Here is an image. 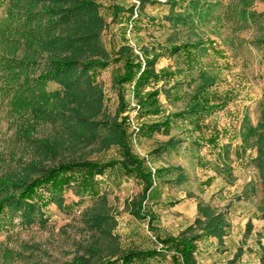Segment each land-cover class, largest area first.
Returning <instances> with one entry per match:
<instances>
[{"label":"rangeland","instance_id":"374dc122","mask_svg":"<svg viewBox=\"0 0 264 264\" xmlns=\"http://www.w3.org/2000/svg\"><path fill=\"white\" fill-rule=\"evenodd\" d=\"M95 1L106 22L102 44L110 54L108 66L97 69L95 82L104 90V111L108 114H116L121 99L116 79L124 71L125 61L117 54L122 45L131 44L143 59L144 48L160 50L172 44L210 39L218 53L210 51L190 69L183 52L165 51L156 69L177 72L175 79L152 81L144 87L148 91L165 84L164 88L170 91L169 96L167 93L159 96L158 114L149 111L138 114V92L133 85H123L128 105L125 114L131 116L133 124L130 129L133 148L148 160L154 172L162 169L144 202V211L155 216L152 224L149 217L141 219L132 211L134 201L143 194V183L124 172L105 174L97 177V189L100 196L107 197L110 212L116 218L113 229L116 239L85 226L84 211L102 202L91 193L78 192L73 184L65 193L64 206L51 203L44 209L43 220L38 217L36 222L22 225L17 218L0 231V264H66L81 255L96 264L117 246L123 251L161 250L159 238L179 235L194 223L200 201L225 211L230 226L222 241L214 237L200 241L199 264H264V172L255 138L243 144L241 135L247 126H257L261 120L264 47L258 41L264 38V24L257 22L247 29L239 28L241 9L247 7L264 13V0H200L198 9L190 5L191 0H175L176 5L168 0H143V11L138 8L141 0ZM115 5L126 11L114 17ZM133 5L134 16L128 11ZM6 6L7 3L0 4V20L5 16ZM200 9L201 17L195 13ZM179 13L187 16L186 22L171 20V15ZM200 69H207L219 78L213 90L221 96L232 94L227 105L200 119L178 120L168 135H144L134 128L163 120L186 108L200 83ZM48 88L57 90L60 85L50 82ZM27 118L19 116L11 100L0 95V176L21 173L32 162L48 168L73 158L108 160L120 156L118 147L101 150L97 144L67 145L55 152L46 151L40 140L57 142L63 137L62 130L51 123H34L33 139H26L22 129L28 125ZM197 121L203 131L196 125ZM214 126L223 136L216 147L202 140ZM171 136L184 141L176 150L154 153ZM228 144L230 158L226 163L223 145ZM178 166L186 176L181 183L176 181ZM91 249L98 253L93 256ZM143 264L181 263L173 259L172 253L162 250Z\"/></svg>","mask_w":264,"mask_h":264},{"label":"trees","instance_id":"16d2710c","mask_svg":"<svg viewBox=\"0 0 264 264\" xmlns=\"http://www.w3.org/2000/svg\"><path fill=\"white\" fill-rule=\"evenodd\" d=\"M191 1L190 5L198 9L200 0ZM168 2L177 3L175 0ZM5 3V16L0 20V95L11 100L12 108L19 116L28 117V125L22 129L25 138L33 139L34 123H51L62 130L63 140H40L46 151L55 152L58 147L67 145L97 144L101 150L118 147L120 156L108 160L73 158L48 168L32 162L21 173L0 176V231L17 218L22 225L32 224L38 217L43 220L44 209L51 203L63 207L66 191L75 184L78 192L91 193L102 202L84 211L85 226L112 240L116 239L113 234L116 218L110 212L107 197L100 196L97 177L118 171L143 183V194L134 201L136 208L132 211L141 219L149 217L152 224L155 216L144 211V202L162 169L154 172L148 160L140 157L133 148L130 130L133 124L131 116L125 114L128 105L125 104L123 85H133L134 91L138 92V114L144 111L158 114L161 111L159 96L162 93L169 96L170 91L164 88L165 84L148 91H144V87L152 81H173L177 73L168 69L158 72V59L165 51L171 54L183 52L188 67L192 69L200 57L210 51L218 53L215 42L199 39L172 44L160 50L156 47L144 48L143 59L135 53L131 44L122 45L117 54L125 61L124 71L116 79L121 99L116 114L111 115L104 111V90L95 82L97 69L106 68L110 59L102 44L106 22L100 5L95 0H0V4ZM140 3L138 8L143 11V0ZM122 11L126 9L115 5L114 17ZM128 11L134 16L136 6ZM195 13L200 17L203 15L201 9ZM239 16L241 29H247L252 23L264 24V13L247 7L241 9ZM170 18L175 23L187 21V16L182 13L173 14ZM192 22H195L194 18ZM258 42L264 47V38ZM199 79L200 83L186 108L169 114L163 120L143 124L138 131L150 136L155 133L168 135L178 120L190 117L200 119L230 102L232 94L221 96L219 91L213 90L219 82L217 75L200 69ZM50 82H57L60 88L50 90ZM245 122H248V115ZM196 125L203 131L199 121ZM241 135L243 144L255 138L259 164L264 172V103L259 124L247 126ZM202 137L205 143L214 147L219 146L223 138L222 131L216 126L208 137ZM183 141L171 136L154 153L176 150ZM229 145H223L226 163L230 158ZM177 168L176 181L181 183L186 176L181 166ZM229 226L225 211L200 201L194 223L179 235L158 236L163 249L123 251L117 246L107 253L109 257H102L96 264H143L162 250L172 253L173 259L181 264H199L197 252L200 241L213 237L222 241ZM91 252L93 256L98 253L94 249ZM90 261L89 257L81 255L66 264H91Z\"/></svg>","mask_w":264,"mask_h":264},{"label":"built area","instance_id":"2783aa9c","mask_svg":"<svg viewBox=\"0 0 264 264\" xmlns=\"http://www.w3.org/2000/svg\"><path fill=\"white\" fill-rule=\"evenodd\" d=\"M134 128H135L137 131L139 130V127L134 126ZM160 245H161V247H163V244H162V243H161Z\"/></svg>","mask_w":264,"mask_h":264}]
</instances>
